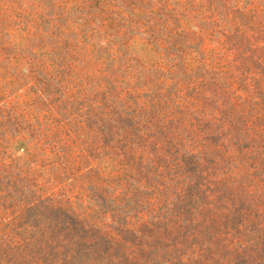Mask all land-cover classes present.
Listing matches in <instances>:
<instances>
[{"label":"rangeland","instance_id":"rangeland-1","mask_svg":"<svg viewBox=\"0 0 264 264\" xmlns=\"http://www.w3.org/2000/svg\"><path fill=\"white\" fill-rule=\"evenodd\" d=\"M0 264H264V0H0Z\"/></svg>","mask_w":264,"mask_h":264}]
</instances>
